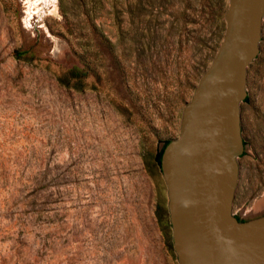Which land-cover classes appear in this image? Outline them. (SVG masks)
Listing matches in <instances>:
<instances>
[{
  "label": "rangeland",
  "instance_id": "374dc122",
  "mask_svg": "<svg viewBox=\"0 0 264 264\" xmlns=\"http://www.w3.org/2000/svg\"><path fill=\"white\" fill-rule=\"evenodd\" d=\"M226 4L0 0V264H177L155 156ZM245 84L233 215L264 198V16Z\"/></svg>",
  "mask_w": 264,
  "mask_h": 264
},
{
  "label": "water",
  "instance_id": "95a60500",
  "mask_svg": "<svg viewBox=\"0 0 264 264\" xmlns=\"http://www.w3.org/2000/svg\"><path fill=\"white\" fill-rule=\"evenodd\" d=\"M264 0H227L221 40L180 114L178 135L160 153L177 264H264V208L233 215L239 105L258 52Z\"/></svg>",
  "mask_w": 264,
  "mask_h": 264
},
{
  "label": "trees",
  "instance_id": "16d2710c",
  "mask_svg": "<svg viewBox=\"0 0 264 264\" xmlns=\"http://www.w3.org/2000/svg\"><path fill=\"white\" fill-rule=\"evenodd\" d=\"M59 80V82L61 83H65V84H69L71 87H78V83H79V79H78V75L76 72H74V70L71 68L69 70H67L65 72V75L64 76H59L57 78ZM71 79H74L72 80L71 82ZM168 141H165L164 144L162 145L161 149L156 153V156H155V159H156V162L157 164L159 165V160H160V153H161V150L163 148V146L167 143ZM159 218V222H160V225H161V230L165 233V235L168 236V246L170 248H172L171 246V239H170V228H169V223L168 221H166V219L162 222L161 217H158Z\"/></svg>",
  "mask_w": 264,
  "mask_h": 264
},
{
  "label": "crops",
  "instance_id": "0c3cea01",
  "mask_svg": "<svg viewBox=\"0 0 264 264\" xmlns=\"http://www.w3.org/2000/svg\"><path fill=\"white\" fill-rule=\"evenodd\" d=\"M259 205H261V206H259ZM263 205H264V198L262 199V201L259 202V204L256 205L255 208H257V209H255V211H258V210H260L261 208H264ZM259 207H261V208H259Z\"/></svg>",
  "mask_w": 264,
  "mask_h": 264
},
{
  "label": "bare ground",
  "instance_id": "6f19581e",
  "mask_svg": "<svg viewBox=\"0 0 264 264\" xmlns=\"http://www.w3.org/2000/svg\"><path fill=\"white\" fill-rule=\"evenodd\" d=\"M261 201H262V199H261ZM256 206V205H255ZM259 206H261V205H259ZM264 206V205H263ZM259 208H261V207H259ZM256 209V208H255ZM262 209V208H261Z\"/></svg>",
  "mask_w": 264,
  "mask_h": 264
}]
</instances>
